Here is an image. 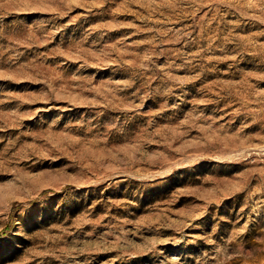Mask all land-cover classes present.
<instances>
[{
	"label": "rangeland",
	"instance_id": "374dc122",
	"mask_svg": "<svg viewBox=\"0 0 264 264\" xmlns=\"http://www.w3.org/2000/svg\"><path fill=\"white\" fill-rule=\"evenodd\" d=\"M0 234V264H264V0H0Z\"/></svg>",
	"mask_w": 264,
	"mask_h": 264
},
{
	"label": "trees",
	"instance_id": "16d2710c",
	"mask_svg": "<svg viewBox=\"0 0 264 264\" xmlns=\"http://www.w3.org/2000/svg\"><path fill=\"white\" fill-rule=\"evenodd\" d=\"M45 193H46V192H42L41 195H40V197L44 196ZM34 204H35V201H34V202H29L28 206H32V205H34ZM19 205H20V204H14V205H13L12 211H11V213H10V217L15 213V209H16L17 207H19ZM8 229L10 230V226L8 227ZM9 230H8V231L5 230L4 232L8 233ZM2 234H3V233H2ZM0 235H1V234H0Z\"/></svg>",
	"mask_w": 264,
	"mask_h": 264
}]
</instances>
